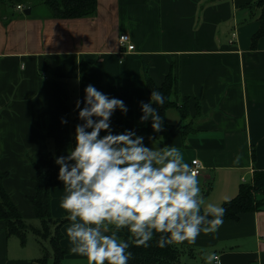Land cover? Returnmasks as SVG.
<instances>
[{
    "label": "crops",
    "instance_id": "obj_1",
    "mask_svg": "<svg viewBox=\"0 0 264 264\" xmlns=\"http://www.w3.org/2000/svg\"><path fill=\"white\" fill-rule=\"evenodd\" d=\"M255 1L97 0L95 16L70 19L38 13L35 5L30 15L0 7V168L9 172L4 187L24 219L38 220L29 200L35 194L32 160L46 168L51 153L67 155L73 148L72 93L76 108L77 100L83 107L89 83L117 98L125 88L134 96L135 125L142 127L147 121L140 119V102L149 101L144 65L158 86L173 70L172 99L178 105L187 99L186 116L174 107L165 113L168 124L182 122L187 132L158 136L147 146L175 145L190 165L198 158L203 196L222 205L237 196L242 178L251 181L264 171V37L252 47L259 10L244 8ZM121 33L130 35L135 51L121 53ZM110 127L121 132L119 109ZM63 187L58 180L51 189L55 219L67 215L60 207ZM69 223L61 227L62 245L69 249L62 264H86L70 252ZM11 237L0 220V264H32L11 257ZM176 246L184 250L181 264H203L208 251L221 264H264V205Z\"/></svg>",
    "mask_w": 264,
    "mask_h": 264
},
{
    "label": "clouds",
    "instance_id": "obj_2",
    "mask_svg": "<svg viewBox=\"0 0 264 264\" xmlns=\"http://www.w3.org/2000/svg\"><path fill=\"white\" fill-rule=\"evenodd\" d=\"M84 91L83 107L76 101L82 123L75 127V145L67 155L55 157L64 186L60 207L70 221V252L84 257L86 264H127L130 242L148 246L155 238L165 247L217 231L225 208L201 194L197 172L181 149L158 147L156 141L150 148L144 136L130 129L114 133L110 118L117 109L127 113L124 101L91 83ZM165 99L161 91L151 89L149 101L140 102V119L151 120L154 132L163 129L158 106ZM122 229L129 239L118 235ZM202 257L203 264H221L214 251Z\"/></svg>",
    "mask_w": 264,
    "mask_h": 264
},
{
    "label": "trees",
    "instance_id": "obj_3",
    "mask_svg": "<svg viewBox=\"0 0 264 264\" xmlns=\"http://www.w3.org/2000/svg\"><path fill=\"white\" fill-rule=\"evenodd\" d=\"M50 11L54 18H81L92 17L97 14V0H40ZM23 0H0V7L3 10L12 8L23 3ZM26 8H29L28 6ZM244 8L259 10L260 28L252 37V47H256L259 39L264 37V0H256L254 3L244 5ZM6 14V13H4ZM143 79L146 93L150 99L151 89L161 91L166 97L163 105L158 109L163 116V129L160 132H154L151 127V120L146 125L138 127L134 122L135 100L133 94L120 88V99L127 106V113H121V132L125 129L134 130L138 135L144 136L143 143H148L158 136H164L168 133L180 131L187 132L188 127L182 122L170 125L166 122L165 113L169 108H177L182 116L187 115V99L183 104L178 105L172 98L175 94V72L170 71L161 86H158L150 77L147 65L143 66ZM155 107V105H153ZM75 108V106H74ZM76 109V108H75ZM78 124L77 110L73 111L71 118L72 146L75 145V127ZM149 137H152L150 140ZM50 164L43 168L37 162L32 160L36 175L34 176L35 194L29 197L34 208L36 218L40 221L39 226L27 222L21 212L13 202L11 196L4 187V180L9 176V172L2 171L0 168V220L5 223V232L7 238L16 236L20 239L22 245H26L27 233H31L40 244L42 256L32 260V264H62L64 258L69 254V249L62 245L63 233L61 227L68 222L67 218L55 219L51 213V189L57 185L59 165L55 163V156L51 153L49 157ZM264 194V171H256L251 181L243 182L239 187L236 197L222 204L225 208L223 221L237 220L239 215L246 212H254L261 209L264 205V199H259L258 195ZM123 233V239H129L130 234L126 229L120 230ZM132 255L127 264H181L180 258L184 250L176 245H166L159 247L154 238L148 243V246L137 245L130 242Z\"/></svg>",
    "mask_w": 264,
    "mask_h": 264
},
{
    "label": "rangeland",
    "instance_id": "obj_4",
    "mask_svg": "<svg viewBox=\"0 0 264 264\" xmlns=\"http://www.w3.org/2000/svg\"><path fill=\"white\" fill-rule=\"evenodd\" d=\"M24 2L21 3L23 5L26 3V5L33 6L35 5V9L38 13H44L45 11H48V7L41 3L40 0H23ZM26 5L25 8H26ZM11 10H15V6H13ZM9 9V8H8ZM73 98L71 102L72 109L74 111V105H75V97L76 94L72 93ZM28 223L33 225H38V220H27ZM10 255L17 259H25V260H34L42 256V249L40 244L37 242L36 238L31 234L27 233V243L25 246H22L20 243V240L17 237H11L10 238ZM67 264V263H65Z\"/></svg>",
    "mask_w": 264,
    "mask_h": 264
},
{
    "label": "built area",
    "instance_id": "obj_5",
    "mask_svg": "<svg viewBox=\"0 0 264 264\" xmlns=\"http://www.w3.org/2000/svg\"><path fill=\"white\" fill-rule=\"evenodd\" d=\"M16 10L20 12H24L25 6L19 4L16 6ZM118 41H119V47L121 48V53L124 54V53H130V52L135 51V45L132 42L131 37L128 33H121ZM190 166L196 170L197 175H199L204 168V166L202 165V162L198 158L193 159L191 161ZM242 180L243 182H246L244 178H242Z\"/></svg>",
    "mask_w": 264,
    "mask_h": 264
},
{
    "label": "water",
    "instance_id": "obj_6",
    "mask_svg": "<svg viewBox=\"0 0 264 264\" xmlns=\"http://www.w3.org/2000/svg\"><path fill=\"white\" fill-rule=\"evenodd\" d=\"M30 13H31V9H30V8H26V9L24 10V14H25V15H30Z\"/></svg>",
    "mask_w": 264,
    "mask_h": 264
}]
</instances>
